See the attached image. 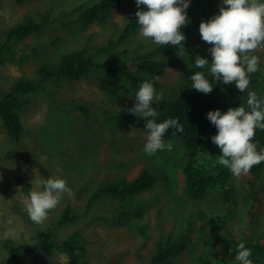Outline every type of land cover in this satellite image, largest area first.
I'll return each instance as SVG.
<instances>
[{
    "label": "rangeland",
    "instance_id": "rangeland-1",
    "mask_svg": "<svg viewBox=\"0 0 264 264\" xmlns=\"http://www.w3.org/2000/svg\"><path fill=\"white\" fill-rule=\"evenodd\" d=\"M22 1L2 0V38L8 29L24 22L26 15H33L34 18L37 15L48 20L52 16L59 20L75 18L72 14L77 5L82 3L83 11L98 0ZM221 3L222 0H190L186 13L188 20L195 21V26L184 42L186 55L178 51L176 54L162 53L150 58L167 63L165 75L158 79L161 86L155 88L158 93H163V99L152 105L157 113L161 102L179 97L184 89L186 73L194 67L196 56L208 52L211 45L202 41L199 25L219 14ZM138 10L147 9L143 5L138 9L135 0H124L106 17V22L83 23L80 36L71 44L70 35L62 38L60 44H53V37L58 34L47 23L38 33L20 41L13 40L9 54L17 58V54L24 51V62L14 63L4 59L0 64V97L21 79L34 82L41 79L43 89L30 97V105L20 114L24 125L20 143L9 141L0 119V264H14L5 246L6 241L17 246L37 248L38 232L58 221L68 206L73 208L76 221L56 229L50 241L58 244L80 231L88 241L86 258L89 264H150L158 242L171 235L188 243L179 261L175 259L173 264H236L235 255L240 243L246 245L259 240L264 245V175L254 184L258 187L254 195L248 192L253 188L250 182L252 176L248 173L239 178L232 175L231 200L225 199L226 188H220L200 202L192 201L181 191L179 167L186 163L184 144L179 139L163 138L166 142L172 141V150L147 155L144 152L147 131L122 119L121 116L129 113L127 109L134 107L136 93L120 71L102 81L91 76L64 81H43L39 77V68L59 64L62 56L69 53L65 52L68 46L69 49L86 48L93 53L97 45L108 46L109 43L110 49L100 52L104 55V61L108 57L121 59L129 72L145 76L139 72L135 57L155 50L159 45L143 37L140 26L136 32H128L126 20L133 19ZM125 28L127 38L118 43ZM75 34H78V30ZM31 49L37 52L32 54ZM254 54L260 57V72H264V49H258ZM252 79L250 76L247 93L254 91L263 96L262 86L256 85ZM77 104L87 112L76 109ZM177 165L178 168L168 169V166ZM143 171L153 172L157 177L158 182L152 188L126 198L99 193L109 182L117 179L132 181ZM41 177L65 179L75 193V199L65 194L60 204L49 212L48 218L42 224H36L28 216L25 204L31 191L42 190L38 184ZM28 185L31 187L27 188ZM172 186L176 189L175 193L170 190ZM128 209L133 212L126 216ZM119 218L121 221L115 223ZM215 222L219 228L226 224L228 231L214 229ZM143 228H147L145 236L141 232ZM206 230L212 232L214 242L210 245L214 248L201 247L200 244L192 249L191 239L203 243ZM226 235L233 240L228 241L230 246H225L228 240L224 239ZM223 258L224 263L218 262ZM27 261L29 264L83 262L60 249L43 255L30 253Z\"/></svg>",
    "mask_w": 264,
    "mask_h": 264
},
{
    "label": "trees",
    "instance_id": "trees-1",
    "mask_svg": "<svg viewBox=\"0 0 264 264\" xmlns=\"http://www.w3.org/2000/svg\"><path fill=\"white\" fill-rule=\"evenodd\" d=\"M19 1L23 2L22 0ZM123 1L124 0H98L96 3L92 4L83 11H81V3L74 9L72 16L75 15V18L66 17V19L59 20L57 17L54 18L52 16L50 17V20H48L47 18H42L37 15L36 18H34L33 15H26L24 22L17 26H13L4 32V38L0 36V64L3 63L4 59H10L14 63H23L24 51L22 52L23 54H17V58L9 54V50L13 47V40L15 39L20 41L34 33H38L42 30V27L45 26V23L50 24V26L57 31L58 35L53 37V44H60L61 39L65 38L67 35H70L69 43L71 44L73 40L75 41L76 38L80 36V30L83 27V23L105 21L106 17H109L114 10L120 7ZM1 5L2 0H0V8ZM137 20L138 18L136 16L133 19L131 17L130 21L129 18H127L126 26L128 27V32L130 34L138 30L139 25L137 24ZM128 21L129 24L127 23ZM59 22L61 23L60 27H58ZM194 26L195 21L190 19L189 23L183 27L181 31L187 37L193 31ZM76 30H78V34H75ZM126 38L125 28L124 34L118 40V43H121ZM108 46L107 44L97 45V50L93 53H89L86 48L69 49L70 46H68L65 52L69 53L62 56L59 64L53 67L44 65L39 68V77H41L43 81L47 79L64 81L82 80L91 76L98 77L99 80L102 81L110 78V75L113 76V74H117L120 71L122 77H124L130 84L131 90H134L133 92L135 93L145 80L152 81L154 88L158 89L161 85L155 78H161L165 75L167 63L163 60L150 58L162 53L175 54L178 50H180L178 47H174L172 45H159L155 50L146 53L147 56L145 54L143 56H136L135 61L138 60V70L145 75L141 77L135 73L129 72L126 65L123 64L124 61L121 59L115 60L116 58L113 59L108 57V59L104 61V55L100 52L109 50L110 48ZM210 47H212V45ZM25 49L26 48H23V50ZM36 52L32 50V54ZM14 54L16 55V53ZM94 56L97 58H94ZM201 57L207 59L209 63H211L212 57L209 51L202 54ZM261 68L262 64L260 63L259 70L256 73L250 74V76L253 78L252 80L256 85L262 86V91H264V72H260ZM198 71L204 73L205 77L212 83L213 91L210 94L206 95L192 88V81L190 80V77ZM41 89H43L41 79L40 82H34L29 79H21L17 80L11 89L7 90L6 93L0 97V119L6 128L7 136L11 143H20V139L24 133V125L20 114L23 109L30 105V97ZM257 95L264 97V95ZM246 100L247 90L241 93L235 88L234 83L225 85L222 82H215L210 75L209 64L204 68H197L195 65L193 68H190L186 73L184 89L180 93L179 97L171 101L167 100L160 103L158 115L155 118L156 122L160 123L169 118L178 119L179 124L184 128L183 132H179L176 129H169L163 138L167 140L179 139L185 146V150L183 152L186 155V163L184 165H180L179 167L180 175H182L181 191L184 196L189 197L192 201L200 202L209 193L217 192L220 188H226L224 191L225 199L228 201L231 200L233 186L230 179L232 177V173L229 169L221 166L218 162L219 156L222 153L220 149L211 141V137L217 134V129L207 119V113L215 110H220L223 113L230 107H239L240 104H243L246 107ZM76 109H80L85 113L87 112L84 107L78 104ZM113 117L115 118V116ZM113 117L112 119H114ZM121 117L124 121L130 122L136 127L146 130L144 127L146 121L139 115L135 116L128 113ZM173 131L176 132L175 136L172 135ZM51 137H49V139ZM252 142L257 144L258 150L264 148V130L257 129ZM174 168H178V165L172 167L168 166V169ZM249 174L252 176L250 182L253 188L252 191L248 190V192H251V194L253 193L254 195L257 193L256 191H258V187H255L254 184H257L256 181L262 179L264 175V162L253 166ZM18 181L20 182L21 179ZM157 182L158 179L153 172L143 171L132 181L123 179L121 181H115L114 183L112 182V184L109 183L102 187L99 190V193H108L112 196L126 198L140 194L152 188ZM30 187L31 186L28 185L27 188ZM170 190H174V193L176 191L173 186L170 187ZM132 212L128 209L127 214L125 215L127 216ZM76 219L77 217L74 214L73 208L68 206L61 213L58 221L54 222L48 229L38 232L37 248L17 246L11 241H6L5 246L9 251L13 263L29 264L27 257L30 253L37 254V252H39L43 255L44 253H53L55 249H60L63 253L68 254L73 259H80V261L83 260L82 264H89V260L86 258L88 252V241L80 231H76L73 236L69 237L65 241L59 242L58 244L50 241V238L54 236L56 229L63 225L74 223ZM119 221H121V218L118 219V222L115 221V223H119ZM221 223L225 222L222 221ZM225 227L226 224L219 228V224L215 222L214 229L217 231H222L223 229L228 231V228ZM146 231L147 228H143L141 230L143 236L146 235ZM173 231L175 232L174 229ZM175 234L177 233L175 232ZM174 237L171 235L166 240L158 242L156 246L157 251L150 264H173L175 259H177V262L179 261V258L183 254L188 243L186 244L185 241L181 240V238L176 239V236ZM212 237V232L208 233L207 231L206 234H203V243H201V241L191 239V248L194 249L200 244H202L201 247L206 245L207 247L214 248L210 245V243L214 242ZM224 239H228L227 235ZM228 241L233 240H226L227 243H225V246H230ZM245 246L252 251L250 259L253 261V264H264V245H261L259 240L257 243H246ZM224 261L225 260L223 258V260H219L218 262L224 263Z\"/></svg>",
    "mask_w": 264,
    "mask_h": 264
},
{
    "label": "clouds",
    "instance_id": "clouds-1",
    "mask_svg": "<svg viewBox=\"0 0 264 264\" xmlns=\"http://www.w3.org/2000/svg\"><path fill=\"white\" fill-rule=\"evenodd\" d=\"M135 2L138 9L142 5L147 9L135 13L140 34L150 38L156 45L178 47V51L186 55L184 42L187 37L181 30L189 23L186 10L190 0ZM199 33L202 41L212 45L208 49L212 60L209 63L207 59L197 55L194 65L204 68L210 64V75L215 82L225 85L234 83L241 93L247 90L250 74L256 73L261 63L260 57L254 53L258 49H264V0H222L219 14L206 22L202 21ZM155 79L158 80L159 77ZM190 80L192 88L200 93L207 95L213 91L212 83L202 72H195ZM161 99L163 93L156 91L152 81L145 80L135 94L134 107L127 109L130 114L139 115L146 121L144 152L147 155L172 150V141L166 142L163 139L169 129L184 131L178 119L169 118L156 122L158 113L152 105ZM207 119L217 129V134L211 137V141L222 153L218 162L229 169L233 176L239 178L247 175L253 166L264 162V148L258 150L257 144L252 142L256 130H264V97L248 91L246 107L240 104L223 113L220 110L209 111ZM172 135L175 136L176 132L173 131ZM38 184L42 190L30 192L25 208L34 223L42 224L65 194L70 199H75V193L67 181L59 177H41ZM251 255V249L240 243L235 255L236 264H253Z\"/></svg>",
    "mask_w": 264,
    "mask_h": 264
},
{
    "label": "bare ground",
    "instance_id": "bare-ground-1",
    "mask_svg": "<svg viewBox=\"0 0 264 264\" xmlns=\"http://www.w3.org/2000/svg\"><path fill=\"white\" fill-rule=\"evenodd\" d=\"M116 36H117V35H116ZM112 39H113V37H112ZM117 40H118V39H117ZM124 41H125V40H124ZM124 41H122V42H124ZM122 44H123V43H122ZM120 45H121V44H120ZM117 48H118V47H117ZM148 49H149V48H148ZM144 51H145V50H144ZM147 51H148V50H147ZM147 51H146V52H147ZM148 52H149V51H148ZM125 53H126V52H125ZM138 53H139V52H138ZM138 53H137V54H138ZM126 54H127V53H126ZM140 54H141V53H140ZM138 55H139V54H138ZM141 55H142V54H141ZM145 55H146V53H145ZM142 56H143V55H142ZM146 56H147V55H146ZM149 58H150V57H149ZM144 60H147V59H144ZM137 61H138V60H137ZM139 72H140V71H139ZM115 181H116V180H115ZM115 181H114V182H115ZM117 181H119V180L117 179ZM114 182H113V183H114ZM109 183H110V182H109ZM120 183H121V182H120ZM106 184H107V183H106ZM110 184H112V182H111ZM122 184H123V183H122ZM102 185H103V184H102ZM98 190H99V189H98ZM115 197H116V196H115ZM115 197H114V198H115ZM109 198H110V197H109ZM123 200H124V199H123ZM126 200H127V199H126ZM133 200H134V199H133ZM115 201H116V200H115ZM124 201H125V200H124ZM127 201H128V200H127ZM135 201H136V199H135ZM128 202H129V201H128ZM115 203H116V202H115ZM112 204H114V203H112ZM112 204H111V205H112ZM117 204H119V203L117 202ZM123 204H124V203H123ZM123 204H122V205H123ZM122 205H121V206H122ZM125 205H126V204H125ZM128 206H129V205H128ZM113 207H114V206H113ZM116 208H118V207H116ZM124 208H125V207H124ZM122 209H123V208H122ZM117 212H118V211H117ZM122 213H123V212H122ZM116 214H117V213H116ZM119 214H120V212H119ZM117 215H118V214H117ZM121 215H122V214H121ZM110 216H112V214H111ZM122 217H124V216H122ZM116 218H117V217H116ZM96 219H97V218H96Z\"/></svg>",
    "mask_w": 264,
    "mask_h": 264
}]
</instances>
